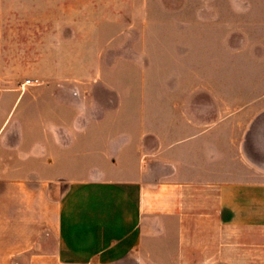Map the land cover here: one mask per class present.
Returning a JSON list of instances; mask_svg holds the SVG:
<instances>
[{"label": "crops", "instance_id": "1", "mask_svg": "<svg viewBox=\"0 0 264 264\" xmlns=\"http://www.w3.org/2000/svg\"><path fill=\"white\" fill-rule=\"evenodd\" d=\"M48 81L0 72V264H264V95Z\"/></svg>", "mask_w": 264, "mask_h": 264}, {"label": "rangeland", "instance_id": "2", "mask_svg": "<svg viewBox=\"0 0 264 264\" xmlns=\"http://www.w3.org/2000/svg\"><path fill=\"white\" fill-rule=\"evenodd\" d=\"M0 24V72L25 84L235 109L264 95V0H0Z\"/></svg>", "mask_w": 264, "mask_h": 264}, {"label": "built area", "instance_id": "3", "mask_svg": "<svg viewBox=\"0 0 264 264\" xmlns=\"http://www.w3.org/2000/svg\"><path fill=\"white\" fill-rule=\"evenodd\" d=\"M36 81L28 80L26 83L34 84Z\"/></svg>", "mask_w": 264, "mask_h": 264}]
</instances>
